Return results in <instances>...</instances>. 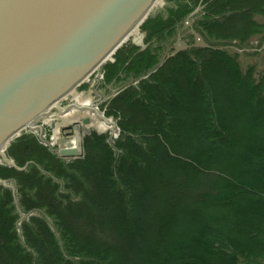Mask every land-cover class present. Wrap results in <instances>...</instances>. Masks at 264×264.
<instances>
[{
  "label": "trees",
  "instance_id": "trees-1",
  "mask_svg": "<svg viewBox=\"0 0 264 264\" xmlns=\"http://www.w3.org/2000/svg\"><path fill=\"white\" fill-rule=\"evenodd\" d=\"M164 1L101 67L117 136L71 158L29 130L8 144L0 264H264V0ZM186 21L205 43L164 54ZM254 38L245 65L223 46Z\"/></svg>",
  "mask_w": 264,
  "mask_h": 264
},
{
  "label": "water",
  "instance_id": "water-1",
  "mask_svg": "<svg viewBox=\"0 0 264 264\" xmlns=\"http://www.w3.org/2000/svg\"><path fill=\"white\" fill-rule=\"evenodd\" d=\"M156 1L0 0V161L20 168L6 152L11 140L27 129L43 140L45 117L87 108L58 103L113 60ZM75 129L73 146L53 147L59 156L83 154L85 134L80 124Z\"/></svg>",
  "mask_w": 264,
  "mask_h": 264
},
{
  "label": "rangeland",
  "instance_id": "rangeland-1",
  "mask_svg": "<svg viewBox=\"0 0 264 264\" xmlns=\"http://www.w3.org/2000/svg\"><path fill=\"white\" fill-rule=\"evenodd\" d=\"M164 4V0H157L152 7L151 13H155L159 9L163 8ZM200 10L201 6H199L198 9L193 12V14H191V16L189 17L191 21L193 20L194 15L199 13ZM258 19L262 18L259 17ZM190 23L191 22L188 23L187 21L184 27L179 29V31L175 35L169 38L168 48L164 51V54H168L169 52L174 51L178 48L187 46L188 41L191 39L194 43H205L202 37L198 34H195V36L192 38L188 36L190 35L192 30H186L185 28H187ZM142 37H144V35L138 26L128 35L127 40H130L131 42H134L138 45L145 46V43H143L142 41ZM258 40V38H254L250 46H246L243 48H241L236 42H230L224 44L223 46L229 48L232 51H238L241 54L240 58L242 60V63L243 65H245L246 63H248V61L255 60L253 56H249L246 53L254 52V56H257L256 53H259L261 51V47H258ZM100 72L102 74V70L99 67L89 76L86 81L83 82L89 84L88 88L82 89L80 88V86H77L67 96L61 99L58 105L63 107L67 104L75 102L80 105L89 106L92 105L91 103H93V109L96 106L99 111L98 113H100L101 115H106L104 113V110L101 108V104L116 92L117 86L101 87L99 85L102 80ZM85 119H88V121H84ZM106 120L107 121L102 119L95 111H91L90 109L72 108L66 113H59L58 111H54L51 115L45 117L41 121V124L43 125L41 136L43 140H47L53 147H70L73 146L75 142V125L80 124L82 127V135L92 130H110L112 132L113 138L118 134L117 128L115 126L116 121L114 118L108 116L106 117ZM29 131H33L40 135L39 130Z\"/></svg>",
  "mask_w": 264,
  "mask_h": 264
},
{
  "label": "bare ground",
  "instance_id": "bare-ground-1",
  "mask_svg": "<svg viewBox=\"0 0 264 264\" xmlns=\"http://www.w3.org/2000/svg\"><path fill=\"white\" fill-rule=\"evenodd\" d=\"M91 104L92 105H89V106H86V105H83V106L84 107H87L86 109H90L91 111H95L102 119H104L105 121H107L106 118L102 117V115L100 113H98L99 111H98L97 107L95 106V108L93 109V107H94L93 105L94 104L93 103H91ZM76 105L79 106L80 104L76 103Z\"/></svg>",
  "mask_w": 264,
  "mask_h": 264
},
{
  "label": "built area",
  "instance_id": "built-area-1",
  "mask_svg": "<svg viewBox=\"0 0 264 264\" xmlns=\"http://www.w3.org/2000/svg\"><path fill=\"white\" fill-rule=\"evenodd\" d=\"M186 22H187V21H186ZM188 23H189V21H188ZM100 74H101V72H100ZM101 77H102V74H101ZM117 131H118V133H119V129H117ZM111 133H112V132H111ZM117 135H118V134H117ZM117 135H116V136H117Z\"/></svg>",
  "mask_w": 264,
  "mask_h": 264
},
{
  "label": "crops",
  "instance_id": "crops-1",
  "mask_svg": "<svg viewBox=\"0 0 264 264\" xmlns=\"http://www.w3.org/2000/svg\"><path fill=\"white\" fill-rule=\"evenodd\" d=\"M142 41H143V43H144V37H142Z\"/></svg>",
  "mask_w": 264,
  "mask_h": 264
}]
</instances>
